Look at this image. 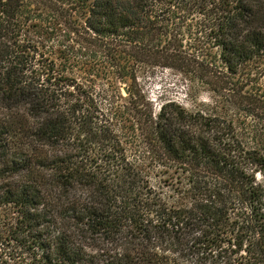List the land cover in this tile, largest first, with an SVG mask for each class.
Segmentation results:
<instances>
[{
	"label": "trees",
	"instance_id": "16d2710c",
	"mask_svg": "<svg viewBox=\"0 0 264 264\" xmlns=\"http://www.w3.org/2000/svg\"><path fill=\"white\" fill-rule=\"evenodd\" d=\"M48 9L129 78L150 154L187 175L161 203L90 92L22 40ZM191 74L264 117V0H0V264H264V155L231 122L159 113L134 65Z\"/></svg>",
	"mask_w": 264,
	"mask_h": 264
},
{
	"label": "rangeland",
	"instance_id": "374dc122",
	"mask_svg": "<svg viewBox=\"0 0 264 264\" xmlns=\"http://www.w3.org/2000/svg\"><path fill=\"white\" fill-rule=\"evenodd\" d=\"M22 40L35 45L56 65L59 74L85 87L110 120L130 165L149 183L161 203L188 209L192 203L188 177L175 168L161 166L148 151L125 88L115 67L95 46L69 29L48 9L37 11L22 33ZM136 86L157 115L168 102L181 105L187 113L221 118L233 124L238 141L264 155V117L246 112L228 98L212 91L191 74L136 63Z\"/></svg>",
	"mask_w": 264,
	"mask_h": 264
},
{
	"label": "water",
	"instance_id": "95a60500",
	"mask_svg": "<svg viewBox=\"0 0 264 264\" xmlns=\"http://www.w3.org/2000/svg\"><path fill=\"white\" fill-rule=\"evenodd\" d=\"M126 92L129 94V90L127 88H125Z\"/></svg>",
	"mask_w": 264,
	"mask_h": 264
}]
</instances>
